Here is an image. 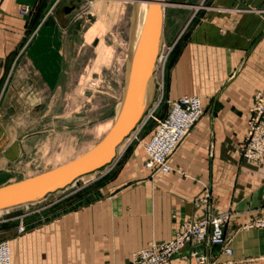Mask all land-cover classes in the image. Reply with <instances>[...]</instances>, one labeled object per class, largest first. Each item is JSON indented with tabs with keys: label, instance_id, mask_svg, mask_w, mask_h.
I'll return each instance as SVG.
<instances>
[{
	"label": "crops",
	"instance_id": "0c3cea01",
	"mask_svg": "<svg viewBox=\"0 0 264 264\" xmlns=\"http://www.w3.org/2000/svg\"><path fill=\"white\" fill-rule=\"evenodd\" d=\"M55 3L0 0L1 114V103L12 97L37 100L60 83L63 34ZM201 4L188 18L186 23L195 17L184 37L168 36L178 48L166 68L157 116L181 95L199 96L202 116L167 157L169 172L142 166L149 131L127 143L95 177L49 203L55 212L83 209L68 222L67 261L126 262L134 251L170 239L183 220L229 213L224 230L232 253L210 245L208 237L202 250L214 264H264V228H242L264 215V159L248 162L240 156L253 95L264 87V0ZM21 7L29 11L21 13ZM16 149L15 142L0 140V165ZM84 219L85 234L76 233ZM187 250L172 255L169 264H188L179 257ZM60 255L49 256L59 262Z\"/></svg>",
	"mask_w": 264,
	"mask_h": 264
},
{
	"label": "rangeland",
	"instance_id": "374dc122",
	"mask_svg": "<svg viewBox=\"0 0 264 264\" xmlns=\"http://www.w3.org/2000/svg\"><path fill=\"white\" fill-rule=\"evenodd\" d=\"M203 1L162 0L161 41L170 44L168 36L184 37L195 19L186 23L188 18L201 11ZM53 11L63 34L60 83L53 93L41 92L37 100L22 101L16 96L1 103L0 140L15 142L17 149L0 165V186L49 170L89 149L111 126L123 96L133 0H56ZM177 48L178 44L172 46L162 76L158 72L151 75L143 115L118 152L154 126L149 115L157 116L163 103L166 68ZM104 167L37 201L0 210V238L9 244L12 264H91L65 257L69 219L83 209L55 212L49 203L95 177ZM20 224L24 229L19 232ZM85 224L84 219L74 231L85 234ZM59 227L62 230L58 232ZM60 252L61 261H51Z\"/></svg>",
	"mask_w": 264,
	"mask_h": 264
},
{
	"label": "built area",
	"instance_id": "2783aa9c",
	"mask_svg": "<svg viewBox=\"0 0 264 264\" xmlns=\"http://www.w3.org/2000/svg\"><path fill=\"white\" fill-rule=\"evenodd\" d=\"M19 11L27 13L29 9L21 7ZM172 46L173 43L165 44L160 38L154 63V74L158 72V75L162 76L164 63ZM203 112L204 106L201 98L196 95H181L172 100L162 116H156L151 112L149 116L154 126L142 145L145 154L143 168L152 172H169L167 157ZM250 113L240 156L244 161L259 163L264 159V87L253 95ZM207 198L208 194H205L203 202H206ZM228 218L229 213H222L216 216H203L198 220H183L167 241L150 244L134 251L128 261L116 264H169L172 255L185 246H188L187 252L181 253L179 257L188 264H214L202 250V245L208 237L210 245L219 247L224 253H232L229 236L224 230ZM242 228H264V215L248 220ZM23 229L24 225L17 226V231L20 232ZM0 264H11L8 242L1 238Z\"/></svg>",
	"mask_w": 264,
	"mask_h": 264
},
{
	"label": "water",
	"instance_id": "95a60500",
	"mask_svg": "<svg viewBox=\"0 0 264 264\" xmlns=\"http://www.w3.org/2000/svg\"><path fill=\"white\" fill-rule=\"evenodd\" d=\"M146 2L142 26L131 54L122 103L109 129L95 144L73 159L38 174L1 185L0 210L37 201L70 186L79 177L92 173L115 159L117 147L134 130L143 115L147 81L153 74L161 37L163 2Z\"/></svg>",
	"mask_w": 264,
	"mask_h": 264
},
{
	"label": "bare ground",
	"instance_id": "6f19581e",
	"mask_svg": "<svg viewBox=\"0 0 264 264\" xmlns=\"http://www.w3.org/2000/svg\"><path fill=\"white\" fill-rule=\"evenodd\" d=\"M133 2H134V12H133V22H132L131 31H130V58H131V54L133 52L134 46H135L136 41H137L141 26H142V22H143V19H144L146 7H147L146 0H137V1H133ZM129 64H130V60H129ZM128 69H129V66H128ZM151 79H152V77H150L148 79V81H147V86H146V91H145V102L148 100V95H149V92H150V89H151V87H150ZM123 95H124V92H123ZM122 99H123V96H122ZM122 99H121V101L119 102V104L116 107L115 115L119 111V108H120L121 103H122ZM127 139H128V137L125 138L123 140V142L117 147V152H118L119 147ZM9 254H10V260H11V264H12L10 249H9Z\"/></svg>",
	"mask_w": 264,
	"mask_h": 264
},
{
	"label": "trees",
	"instance_id": "16d2710c",
	"mask_svg": "<svg viewBox=\"0 0 264 264\" xmlns=\"http://www.w3.org/2000/svg\"><path fill=\"white\" fill-rule=\"evenodd\" d=\"M176 43H177V42H176ZM176 43H175V44H176Z\"/></svg>",
	"mask_w": 264,
	"mask_h": 264
}]
</instances>
